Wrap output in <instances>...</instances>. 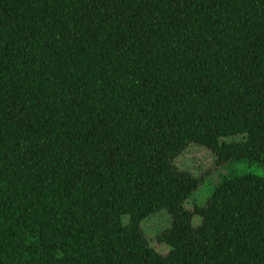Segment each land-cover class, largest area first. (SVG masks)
Returning <instances> with one entry per match:
<instances>
[{
    "label": "trees",
    "instance_id": "16d2710c",
    "mask_svg": "<svg viewBox=\"0 0 264 264\" xmlns=\"http://www.w3.org/2000/svg\"><path fill=\"white\" fill-rule=\"evenodd\" d=\"M234 165L264 172V0H0V264H264Z\"/></svg>",
    "mask_w": 264,
    "mask_h": 264
},
{
    "label": "rangeland",
    "instance_id": "374dc122",
    "mask_svg": "<svg viewBox=\"0 0 264 264\" xmlns=\"http://www.w3.org/2000/svg\"><path fill=\"white\" fill-rule=\"evenodd\" d=\"M214 158V154L211 153L208 148L194 144L190 145L185 153L176 160V162L182 164L185 170H189L195 177H201L206 174L210 175L209 178H207L208 180H205L201 189L191 197L189 202L186 204L187 207L190 203L202 206L211 195V192H213V189L217 185L216 183L219 182L220 172L217 173L218 168L215 164ZM232 167L233 170L231 167H228L227 171L223 170L221 173L225 175L226 173L229 174L230 171H234L237 173L246 172L253 173L258 176H264V172H261L258 168H245L240 165H234ZM199 219L200 218H196L194 223L199 224ZM128 221L129 217H126L125 222L128 223ZM171 224V216L165 209L151 215L143 223V229L146 233L147 239L153 246L152 248H154L159 254L167 255L170 251V247L164 243L158 242L157 237L166 229L170 228Z\"/></svg>",
    "mask_w": 264,
    "mask_h": 264
}]
</instances>
